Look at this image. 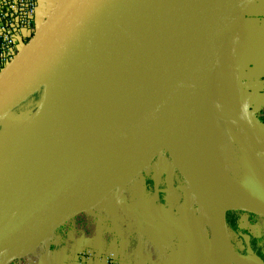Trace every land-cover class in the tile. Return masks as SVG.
Here are the masks:
<instances>
[{
	"label": "water",
	"instance_id": "95a60500",
	"mask_svg": "<svg viewBox=\"0 0 264 264\" xmlns=\"http://www.w3.org/2000/svg\"><path fill=\"white\" fill-rule=\"evenodd\" d=\"M252 1L173 0L177 18L168 55L174 76L104 134L94 130L83 101H78L82 61L96 54L111 32L122 29L129 13L139 14L143 0H64L58 6L0 73V127L48 85L20 134L23 164L0 185V264L93 208L167 151L168 141L178 138L207 98L226 41ZM241 112L260 138L246 104ZM172 163L205 206H230L264 218V202L210 192L190 168ZM216 222L223 234V215Z\"/></svg>",
	"mask_w": 264,
	"mask_h": 264
},
{
	"label": "crops",
	"instance_id": "0c3cea01",
	"mask_svg": "<svg viewBox=\"0 0 264 264\" xmlns=\"http://www.w3.org/2000/svg\"><path fill=\"white\" fill-rule=\"evenodd\" d=\"M63 1L38 0L34 22L37 29ZM224 65L231 75L228 88L233 90L235 103L240 111L243 104L248 106L264 144V0H253L230 33L209 91L219 83L214 78ZM255 154L259 155L264 176V154ZM159 157L93 208L72 218L8 264H256L254 260L264 264V256L256 250L257 241L249 232L253 218H264L230 206H205L177 169L181 187L175 190L168 183V191L164 192L160 185L164 177L171 178V167ZM137 178L141 180L140 189L131 191ZM149 186L150 196L146 195ZM222 215L223 234L216 222ZM126 226L142 233L152 232L151 259L131 257ZM236 238L241 239L244 254L237 253Z\"/></svg>",
	"mask_w": 264,
	"mask_h": 264
},
{
	"label": "bare ground",
	"instance_id": "6f19581e",
	"mask_svg": "<svg viewBox=\"0 0 264 264\" xmlns=\"http://www.w3.org/2000/svg\"><path fill=\"white\" fill-rule=\"evenodd\" d=\"M176 18L173 0H143L142 11L129 13L122 29L111 32L108 41L99 44L97 53L82 61L78 101L98 100L112 107L106 118L90 119L98 134H104L111 125L118 124L129 110L174 76L168 43ZM211 98L198 104L190 123L178 138L168 141L170 157L190 168L210 192L222 191L226 195L262 203L263 200L239 189L223 170V155L230 150L220 134L221 111L230 114L232 127L238 135H247L250 127L230 110L232 106L227 109L222 100L218 101L214 95ZM13 127L0 133V185L15 175L24 161L23 136ZM252 134L255 140L250 151L264 154V144L253 131Z\"/></svg>",
	"mask_w": 264,
	"mask_h": 264
},
{
	"label": "rangeland",
	"instance_id": "374dc122",
	"mask_svg": "<svg viewBox=\"0 0 264 264\" xmlns=\"http://www.w3.org/2000/svg\"><path fill=\"white\" fill-rule=\"evenodd\" d=\"M231 75L229 74V70L227 65L221 67L220 71L216 72L214 81H217L218 84H213L212 90L209 91L208 96L206 99L210 100L211 97L214 95L217 100H222L224 106L227 109L232 106L231 111L233 110L234 114L237 115L238 118L244 119L243 115L241 114L240 107L235 103L233 90L229 91L228 84L229 78ZM48 90V85L44 84L41 86L34 94H32L29 98H27L20 107L15 109L10 115L6 122L0 127V133L5 130L12 129L16 131L19 129L20 134L28 127L29 123L37 108L41 105L46 92ZM83 105L86 107V112L89 119H93L97 117V120L100 121L102 118H106L112 107L103 105L102 102L95 100V101H83ZM237 111H239L238 114ZM219 119V128H221L220 134L222 138H225L224 142L226 141V145L228 146V151L226 154L223 155L224 172H227L232 179L234 180L236 186L244 190L245 192L253 195L255 198L264 201V176L261 174L263 171L260 170V166L258 164V157L259 155L255 154L253 151H250L249 147L251 143L254 142V136L252 131L249 129L247 135H238L236 130L232 127V122L230 119V114L227 111H221V115ZM9 126V127H8ZM16 126H18L16 128ZM16 128V129H15ZM251 133V134H250ZM19 134V135H20ZM168 144V143H167ZM167 151L162 150L161 157L164 161V164L169 165L171 167V178L165 180L162 179L161 187L164 192L167 193V184L169 183L170 188L177 190L181 187L182 178L178 176V172L172 163V159L169 152V145H166ZM229 153V154H228ZM237 169V170H236ZM173 171V172H172ZM230 172V173H229ZM140 178H137L131 185L134 190L131 191L137 192L140 189ZM166 182V183H165ZM171 182V184H170ZM152 186L146 188V195L150 196V189ZM130 190V188H129ZM179 190V189H178ZM219 191V190H218ZM153 192V190H152ZM220 193H224L220 191ZM262 198V199H261ZM217 202H222L221 200H216ZM114 218V216H112ZM122 219V218H121ZM251 228L249 229L250 235L256 239V250L259 254L264 256V219H257L253 218L251 223ZM127 231L126 236L131 241L130 244V253L131 257L134 258L135 256L142 258H152V246H151V235L152 232L150 230L145 231L144 233L135 230L133 227H124ZM154 234V233H153ZM57 242V241H56ZM234 246L236 248L237 253L244 254L245 249L242 244L240 238H236L234 242ZM141 248V249H140ZM143 251V254L140 253ZM164 252H167V249H163ZM166 256V254H165ZM164 256V257H165Z\"/></svg>",
	"mask_w": 264,
	"mask_h": 264
},
{
	"label": "built area",
	"instance_id": "2783aa9c",
	"mask_svg": "<svg viewBox=\"0 0 264 264\" xmlns=\"http://www.w3.org/2000/svg\"><path fill=\"white\" fill-rule=\"evenodd\" d=\"M38 0H0V73L37 31Z\"/></svg>",
	"mask_w": 264,
	"mask_h": 264
},
{
	"label": "trees",
	"instance_id": "16d2710c",
	"mask_svg": "<svg viewBox=\"0 0 264 264\" xmlns=\"http://www.w3.org/2000/svg\"><path fill=\"white\" fill-rule=\"evenodd\" d=\"M258 257L263 261V258H262V256L261 255H258Z\"/></svg>",
	"mask_w": 264,
	"mask_h": 264
}]
</instances>
